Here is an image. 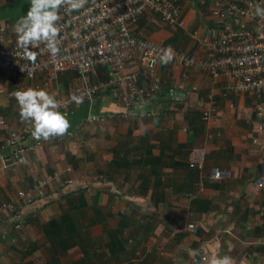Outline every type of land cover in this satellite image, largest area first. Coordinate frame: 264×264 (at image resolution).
I'll return each instance as SVG.
<instances>
[{"label":"crops","instance_id":"1","mask_svg":"<svg viewBox=\"0 0 264 264\" xmlns=\"http://www.w3.org/2000/svg\"><path fill=\"white\" fill-rule=\"evenodd\" d=\"M180 5L182 29L167 27L150 13L136 28L164 47L206 60L210 55L201 41L213 29L211 5L198 0ZM29 7L30 0H0L6 46H18L14 25ZM156 72L161 101L148 115L124 118L122 104L102 92L91 105L66 114L71 126L60 139L31 134L25 144L39 145L28 153L27 165H0V204L58 174L31 205H21L19 230L0 226L6 232L0 264H190L201 254L206 258L201 264L214 255H228L236 264H264V150L252 143L256 99L225 97V79L216 82L205 71L177 63H160ZM46 77L29 81L0 71L5 120L0 161L9 154L2 147L9 132L22 123L14 92L43 88L63 98L79 85L72 72L45 84ZM108 77L101 68L95 79ZM148 83L139 78L140 86ZM207 106L214 115L203 122ZM96 115L105 120L89 121ZM207 132L212 139H206ZM194 147L205 153L201 170L188 167Z\"/></svg>","mask_w":264,"mask_h":264},{"label":"built area","instance_id":"2","mask_svg":"<svg viewBox=\"0 0 264 264\" xmlns=\"http://www.w3.org/2000/svg\"><path fill=\"white\" fill-rule=\"evenodd\" d=\"M181 0H93L84 9L68 12L61 8L60 52L52 56L41 44L37 60L32 62L18 46L5 44L8 25L0 26V71L12 77L23 76L34 81L37 75L47 73L45 84L58 74H77L79 85L61 101V112L70 114L81 105H91L102 92H107L122 104L121 116L126 118L136 114L148 115L152 107L161 101V82L157 67L161 63L159 55L162 44L145 38L137 24L147 13L157 15L161 23L173 29H182L184 20ZM200 5H211L213 26L201 41L209 53L206 60L197 59L192 53L174 50V59L184 68H194L207 72L214 81L225 79L227 84L223 96L246 94L256 99V136L252 143L264 150V18L256 15V7H264V0H198ZM195 39L196 34L193 36ZM31 51H39L32 49ZM109 71L106 81H96L98 70ZM150 81L146 87L139 85V78ZM75 94L82 98L77 104L72 99ZM214 109L207 106L202 111V121H212ZM115 113L109 114L113 118ZM104 121L105 116H90L89 121ZM215 120V119H214ZM5 124L0 115V127ZM31 124L22 121L21 126L10 131L3 144L9 154L0 161L1 167L24 166L28 163V153L33 152L39 143L27 145L32 134ZM209 132L206 139H212ZM60 139V137H54ZM204 151L192 148L188 167L201 170L204 165ZM58 179L57 173L46 175L35 181L27 191H19L16 199L0 204V226L19 230L24 221L20 218L21 208L31 205L36 195ZM71 181H67L69 185ZM23 205V206H21ZM186 229L195 233L193 224ZM6 237L0 231V243ZM205 256L193 258L190 264H201Z\"/></svg>","mask_w":264,"mask_h":264},{"label":"clouds","instance_id":"3","mask_svg":"<svg viewBox=\"0 0 264 264\" xmlns=\"http://www.w3.org/2000/svg\"><path fill=\"white\" fill-rule=\"evenodd\" d=\"M89 0H30L27 14L21 17L14 25L17 36V45L23 50L26 57L35 62L39 55L40 45H45L52 56L60 52V33L62 25L60 10L68 12L84 9ZM256 15L264 18V7H256ZM39 49V51H31ZM159 61L168 64L174 59V50L171 47L161 49ZM19 106V115L22 121L31 124L32 135L36 139L48 140L65 135L71 124L67 115L61 112V101L55 94L46 89L28 87L13 93ZM73 101L82 103V98L73 94ZM208 264H236L228 255L212 256Z\"/></svg>","mask_w":264,"mask_h":264}]
</instances>
